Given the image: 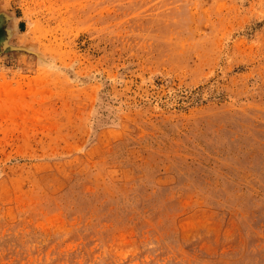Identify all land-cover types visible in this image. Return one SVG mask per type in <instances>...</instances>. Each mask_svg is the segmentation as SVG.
Wrapping results in <instances>:
<instances>
[{"label": "rangeland", "instance_id": "374dc122", "mask_svg": "<svg viewBox=\"0 0 264 264\" xmlns=\"http://www.w3.org/2000/svg\"><path fill=\"white\" fill-rule=\"evenodd\" d=\"M0 264H264V0H0Z\"/></svg>", "mask_w": 264, "mask_h": 264}]
</instances>
